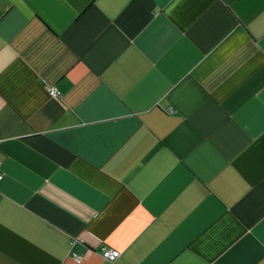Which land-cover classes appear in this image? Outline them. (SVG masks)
<instances>
[{"label":"crops","instance_id":"crops-1","mask_svg":"<svg viewBox=\"0 0 264 264\" xmlns=\"http://www.w3.org/2000/svg\"><path fill=\"white\" fill-rule=\"evenodd\" d=\"M0 170V264H264V0H0Z\"/></svg>","mask_w":264,"mask_h":264},{"label":"built area","instance_id":"built-area-1","mask_svg":"<svg viewBox=\"0 0 264 264\" xmlns=\"http://www.w3.org/2000/svg\"><path fill=\"white\" fill-rule=\"evenodd\" d=\"M46 90L48 92V94L54 98H59L61 95L60 90L58 89V87L55 84H49L46 87ZM3 173L0 170V178L2 177ZM71 255L74 258V260H76L77 262L81 260L82 258V253L81 252H77L75 250H71ZM100 253L103 257L110 259V260H114L116 258V256L119 254V250L115 247H111V246H102L100 249Z\"/></svg>","mask_w":264,"mask_h":264}]
</instances>
